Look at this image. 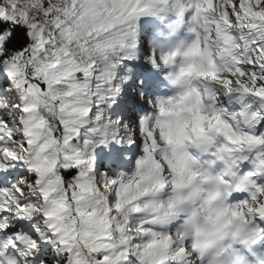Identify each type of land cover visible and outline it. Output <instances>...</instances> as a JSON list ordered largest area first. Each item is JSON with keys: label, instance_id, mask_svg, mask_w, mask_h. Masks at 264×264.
<instances>
[{"label": "snow or ice", "instance_id": "snow-or-ice-1", "mask_svg": "<svg viewBox=\"0 0 264 264\" xmlns=\"http://www.w3.org/2000/svg\"><path fill=\"white\" fill-rule=\"evenodd\" d=\"M162 2L0 0V264H190L184 230H154L180 211L160 117L190 98L218 125L214 156L228 153L248 178L231 191L224 177L230 194L246 195L233 215L264 222V115L239 130L213 107L220 93L264 99V0H186L194 40L167 78L187 91L153 99L147 81L130 86L117 69L139 17ZM193 53L197 71L185 80ZM147 62L156 67L155 54ZM139 102L158 115L138 112ZM165 189L172 195L161 201ZM261 242L264 227L246 246Z\"/></svg>", "mask_w": 264, "mask_h": 264}, {"label": "clouds", "instance_id": "clouds-1", "mask_svg": "<svg viewBox=\"0 0 264 264\" xmlns=\"http://www.w3.org/2000/svg\"><path fill=\"white\" fill-rule=\"evenodd\" d=\"M172 63L165 64L160 60L156 67H167ZM198 63L199 60L193 53L184 74L185 80L193 78ZM170 80L173 86L180 90L177 96L187 91L180 86L177 79ZM143 99L144 97H141V100ZM149 102L152 103L151 100ZM191 105L192 98L180 109H174L172 113L160 117L161 125L171 139L170 145L164 143L162 147L168 149L176 180L180 185L175 189V194L180 211L187 213L186 229L190 230L198 248L209 258L208 264H229L227 254L234 245L245 246L246 242L242 237L251 235L254 229L251 223H241L238 217L233 215L232 207L226 203L230 191L224 177L228 176L234 182L231 191L246 190L248 178L235 173L231 156L219 151L214 164L222 165L221 172L213 174L211 171L201 170V165L190 154V149L207 152L214 146L220 131L216 123L208 121L198 108ZM187 133H191V140L187 139ZM256 165L264 169V161H256ZM235 234L239 235L234 238ZM188 251L189 255H192L194 250Z\"/></svg>", "mask_w": 264, "mask_h": 264}, {"label": "rangeland", "instance_id": "rangeland-1", "mask_svg": "<svg viewBox=\"0 0 264 264\" xmlns=\"http://www.w3.org/2000/svg\"><path fill=\"white\" fill-rule=\"evenodd\" d=\"M148 16V15H147ZM171 18H172V16L170 15V13H168V14H166V20L167 21H170L171 20ZM146 54H152V52H150L149 50H146L145 49V51H144ZM138 63V65H135V64H133V66H125V67H123V73H126V72H128L127 70H129V69H131L132 71H135V76L138 74V73H140L142 70H145V68L147 67V66H149L150 65V63H148V62H145V61H143V60H141V61H139V62H137ZM158 68V67H157ZM134 76V77H135ZM220 94H222V93H220ZM146 96V95H145ZM147 97V96H146ZM141 105H143V107H145V109H147V111L145 112V113H143V114H149V115H151L153 118H155L157 115H158V113L155 111V110H153V111H151V112H149L148 113V111H149V109L151 108V109H153V107H151V106H148L147 104H145L144 102H139ZM171 219H173V218H171ZM167 223H169V220H165ZM161 225H163V222L162 223H160V224H158L157 226H161ZM258 227H264V222H257V224H256ZM191 260H193V259H191Z\"/></svg>", "mask_w": 264, "mask_h": 264}, {"label": "bare ground", "instance_id": "bare-ground-1", "mask_svg": "<svg viewBox=\"0 0 264 264\" xmlns=\"http://www.w3.org/2000/svg\"><path fill=\"white\" fill-rule=\"evenodd\" d=\"M189 39V35L186 34L184 40L187 41Z\"/></svg>", "mask_w": 264, "mask_h": 264}]
</instances>
